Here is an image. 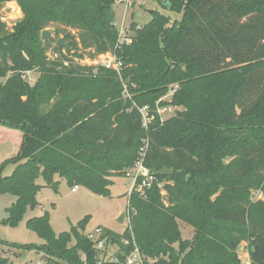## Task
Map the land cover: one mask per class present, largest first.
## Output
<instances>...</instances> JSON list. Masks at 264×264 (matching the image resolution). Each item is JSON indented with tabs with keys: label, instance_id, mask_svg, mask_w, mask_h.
I'll return each instance as SVG.
<instances>
[{
	"label": "trees",
	"instance_id": "16d2710c",
	"mask_svg": "<svg viewBox=\"0 0 264 264\" xmlns=\"http://www.w3.org/2000/svg\"><path fill=\"white\" fill-rule=\"evenodd\" d=\"M13 1L23 19L8 32L0 15V125L22 140L0 164V194L16 197L3 223L16 227L40 206V178L56 191L59 178L110 197L113 178L125 177L147 142L145 166L165 195L157 187L133 192L129 228L105 229L113 243L129 251L135 242L148 264H241L246 243L251 264H264V0H154L181 22L151 11L144 27L131 24L132 43L121 48L116 0H0V7ZM52 24L75 31H64L65 50L41 40ZM81 50L115 54L120 72L77 64ZM30 71L39 73L34 85ZM169 106L183 111L162 121L157 111ZM89 220L56 235L45 211L27 222L44 244L24 248L48 264H98L84 234ZM0 264L9 258L0 255Z\"/></svg>",
	"mask_w": 264,
	"mask_h": 264
},
{
	"label": "rangeland",
	"instance_id": "374dc122",
	"mask_svg": "<svg viewBox=\"0 0 264 264\" xmlns=\"http://www.w3.org/2000/svg\"><path fill=\"white\" fill-rule=\"evenodd\" d=\"M113 11L115 13L116 26L120 27L125 10L122 6L115 5ZM151 11H159L161 14L169 17L171 24L175 22L180 23L182 20V15L167 10L154 0H137V6L127 11L129 26L132 23H136L140 28L147 25L152 20ZM131 13L134 14L133 18L130 17ZM0 15L8 32H11L14 26L23 19L21 8L14 1L3 4L0 7ZM47 30L52 33L53 40L51 41L54 47L57 46L60 40L63 41L65 30L71 31L57 24H52ZM71 32L75 33V31ZM61 49L65 50V46ZM79 56L81 57L76 60V63L81 66L98 67L103 60L107 59V56L96 55L92 50H81ZM26 77L34 85L39 77V73L37 71H30L26 74ZM174 88L175 86L171 87L168 95L164 98L166 102L171 101ZM179 111H183V108L172 106L163 108L160 114L161 119L163 121L168 120L176 116ZM20 140H22V132L0 125V164L17 154ZM14 168L12 165L8 166L3 175H11ZM56 181L59 182L57 191L51 187H47L43 178L38 180L37 183L44 186L37 197L42 207L34 210L28 209L23 220L16 227L3 223V220L8 218L7 209L16 201V197L10 193L0 194V239L6 242L0 244V255L9 258L10 264H38L41 261L43 257L42 253L37 249L30 250L24 247L27 245L42 246L44 244V241L28 228L27 222L32 218L43 215L45 211L49 213L50 224L56 235L71 232L72 227L77 226L85 217H90V220L84 234H88L100 227L122 235L129 228L130 221L127 207L131 182L128 179L114 177V185L110 189V197L95 195L83 187H80L74 193L67 181L59 178ZM254 197L255 199H260L262 195L259 192H255ZM124 213L126 216L124 222L121 223L120 219ZM180 227L184 239H191L193 237L194 233L191 227L183 222H180ZM73 244H75L74 241L71 245ZM15 245L22 247H15ZM238 254L241 264H251L249 248L246 243H243L239 247ZM45 264H47L46 261Z\"/></svg>",
	"mask_w": 264,
	"mask_h": 264
},
{
	"label": "built area",
	"instance_id": "2783aa9c",
	"mask_svg": "<svg viewBox=\"0 0 264 264\" xmlns=\"http://www.w3.org/2000/svg\"><path fill=\"white\" fill-rule=\"evenodd\" d=\"M115 5L122 6L125 10L122 16L123 18L121 26L117 27L115 23V26L119 32V41L117 44V48H121L132 43V35L129 34L131 33V26H129L128 24L129 15L127 11L137 6V0H116ZM130 17L133 18L134 14L131 13ZM101 56H107V59L103 60L100 63V66H105L109 69L120 72V62L115 54L108 53ZM162 109H158L157 112L159 115L161 114ZM139 111L142 116L143 128L145 130H148L149 125L152 122V117H150L149 115V108L144 107ZM147 149L148 146L146 142L145 146L140 151V157L138 161L125 173L124 178L128 179L131 182L129 197L133 192L144 195L147 190H150L153 187H157L161 191V194L165 195L164 184L159 183L155 175L150 171V169L145 166ZM78 189L79 187L76 186L72 189V192L75 193L78 191ZM86 236L93 243L94 249L98 254V264H148L153 262V260L149 259L141 252L139 246L135 242L133 243V246L129 251H126L121 246L114 244L111 238L106 235L104 228L98 227L90 233L86 234ZM123 243L125 246L130 245V242L126 240L123 241ZM38 264H45V260L43 259V257L41 258V261L38 262Z\"/></svg>",
	"mask_w": 264,
	"mask_h": 264
},
{
	"label": "water",
	"instance_id": "95a60500",
	"mask_svg": "<svg viewBox=\"0 0 264 264\" xmlns=\"http://www.w3.org/2000/svg\"><path fill=\"white\" fill-rule=\"evenodd\" d=\"M165 8H166L167 10H169V11L171 10V6H170V5H166ZM41 40L44 41V42H45V41H51V40H53L52 33H51L49 30H44V31L41 33ZM57 46L60 47V48H63L65 45H64L63 41L60 40V41L58 42ZM125 216H126L125 213L122 214L121 219H120V222H121V223L124 222Z\"/></svg>",
	"mask_w": 264,
	"mask_h": 264
},
{
	"label": "crops",
	"instance_id": "0c3cea01",
	"mask_svg": "<svg viewBox=\"0 0 264 264\" xmlns=\"http://www.w3.org/2000/svg\"><path fill=\"white\" fill-rule=\"evenodd\" d=\"M39 207H42V206H41V204H40V206H39Z\"/></svg>",
	"mask_w": 264,
	"mask_h": 264
}]
</instances>
